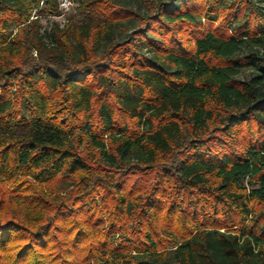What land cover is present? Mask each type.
I'll use <instances>...</instances> for the list:
<instances>
[{
  "label": "trees",
  "instance_id": "trees-1",
  "mask_svg": "<svg viewBox=\"0 0 264 264\" xmlns=\"http://www.w3.org/2000/svg\"><path fill=\"white\" fill-rule=\"evenodd\" d=\"M61 2L0 0V264H264V0Z\"/></svg>",
  "mask_w": 264,
  "mask_h": 264
},
{
  "label": "rangeland",
  "instance_id": "rangeland-1",
  "mask_svg": "<svg viewBox=\"0 0 264 264\" xmlns=\"http://www.w3.org/2000/svg\"><path fill=\"white\" fill-rule=\"evenodd\" d=\"M133 4L136 6L138 3L134 2ZM141 10H144V8H142ZM70 16L75 17V19L83 18V15L77 9V3L75 2V0H72V5L69 6V8L64 12V14L60 18V21L64 23ZM246 75H248V72L241 73L242 77H245Z\"/></svg>",
  "mask_w": 264,
  "mask_h": 264
},
{
  "label": "built area",
  "instance_id": "built-area-1",
  "mask_svg": "<svg viewBox=\"0 0 264 264\" xmlns=\"http://www.w3.org/2000/svg\"><path fill=\"white\" fill-rule=\"evenodd\" d=\"M70 5H71L70 0H62L61 2V7L64 11H66Z\"/></svg>",
  "mask_w": 264,
  "mask_h": 264
}]
</instances>
